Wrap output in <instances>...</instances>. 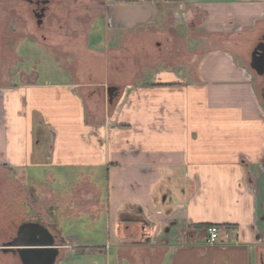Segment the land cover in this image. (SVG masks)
Returning a JSON list of instances; mask_svg holds the SVG:
<instances>
[{
	"label": "crops",
	"instance_id": "obj_1",
	"mask_svg": "<svg viewBox=\"0 0 264 264\" xmlns=\"http://www.w3.org/2000/svg\"><path fill=\"white\" fill-rule=\"evenodd\" d=\"M113 1L111 22L132 33L178 8L203 14L213 33L264 36V0ZM210 50L189 76L154 71L99 123L67 73L0 89V178L31 194L53 230L55 216L92 230L105 222L115 264L123 249L159 264H264V104L228 47ZM111 89L110 106L121 94Z\"/></svg>",
	"mask_w": 264,
	"mask_h": 264
},
{
	"label": "rangeland",
	"instance_id": "obj_2",
	"mask_svg": "<svg viewBox=\"0 0 264 264\" xmlns=\"http://www.w3.org/2000/svg\"><path fill=\"white\" fill-rule=\"evenodd\" d=\"M49 1L44 24L36 29L27 4L0 0V89L30 85L38 75L45 81L67 73L78 87L89 122L99 123L104 113L111 116L131 88L151 85L154 71L189 76L211 46L224 43L250 75L257 100L264 104V76L258 77L249 67L261 31L230 26L225 33H213L203 14L175 8L132 33L125 23L117 27L111 22L116 1ZM113 86L120 87L121 94L110 106L112 94L107 89ZM55 217L53 231L66 244L55 264H115L116 244L110 240L106 244L105 222L92 230ZM105 245L108 250L94 248ZM132 250H121L118 264H159L157 255L147 249ZM0 264L14 263L0 255Z\"/></svg>",
	"mask_w": 264,
	"mask_h": 264
},
{
	"label": "flooded vegetation",
	"instance_id": "obj_3",
	"mask_svg": "<svg viewBox=\"0 0 264 264\" xmlns=\"http://www.w3.org/2000/svg\"><path fill=\"white\" fill-rule=\"evenodd\" d=\"M16 1L22 4L25 3L29 6L30 14L35 20L36 29L41 28L46 19L50 1ZM261 43H264V36L258 40L255 47ZM250 63L251 54L249 57V65ZM35 223L44 225L52 233L53 228L42 220H39L31 194H25L23 190L17 186L15 181H13L12 186L8 187L0 178V255L8 257L14 264H22L17 253L14 254L12 251H4L3 246L13 242L17 238V233L21 227L27 226V228H29V226H32Z\"/></svg>",
	"mask_w": 264,
	"mask_h": 264
},
{
	"label": "water",
	"instance_id": "obj_4",
	"mask_svg": "<svg viewBox=\"0 0 264 264\" xmlns=\"http://www.w3.org/2000/svg\"><path fill=\"white\" fill-rule=\"evenodd\" d=\"M258 56V57H255ZM250 69L258 77L264 76V43L257 45L251 53ZM113 93L114 89L110 90ZM4 251L17 253L22 264H55L64 243L42 224L23 226L17 238L3 246Z\"/></svg>",
	"mask_w": 264,
	"mask_h": 264
},
{
	"label": "built area",
	"instance_id": "obj_5",
	"mask_svg": "<svg viewBox=\"0 0 264 264\" xmlns=\"http://www.w3.org/2000/svg\"><path fill=\"white\" fill-rule=\"evenodd\" d=\"M220 238V232L217 227L209 226L206 228V244L214 245L218 242Z\"/></svg>",
	"mask_w": 264,
	"mask_h": 264
},
{
	"label": "trees",
	"instance_id": "obj_6",
	"mask_svg": "<svg viewBox=\"0 0 264 264\" xmlns=\"http://www.w3.org/2000/svg\"><path fill=\"white\" fill-rule=\"evenodd\" d=\"M64 245H65V244H64ZM79 250H80V251H84L85 249L80 248Z\"/></svg>",
	"mask_w": 264,
	"mask_h": 264
}]
</instances>
